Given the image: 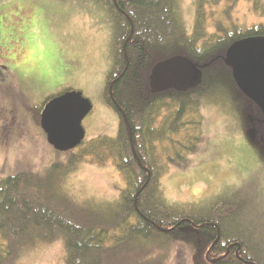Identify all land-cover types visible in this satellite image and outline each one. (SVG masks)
Masks as SVG:
<instances>
[{
  "label": "trees",
  "instance_id": "obj_1",
  "mask_svg": "<svg viewBox=\"0 0 264 264\" xmlns=\"http://www.w3.org/2000/svg\"><path fill=\"white\" fill-rule=\"evenodd\" d=\"M93 1H104L109 12L111 66L103 100L117 115L116 137L83 141L69 151L66 165L54 163L44 174L0 177V264H17L24 250L58 238L64 264H153L160 240L183 243L190 264H264V241L255 239L258 229L226 226L225 216L242 212L243 201L220 199L202 214L195 205L168 204L160 190L169 166L184 164L203 141V101L226 106L238 102V96L248 103L253 132L264 147V116L240 91L227 62L229 48L264 37V25L235 24L230 13L238 0H195L191 34L178 13V0ZM223 1L222 21H215L209 32L205 7ZM252 7L264 12L259 0H252ZM174 59L194 64L199 83L185 90H155L152 69ZM86 159L100 166L112 163L124 179L118 201L107 210H84L62 191L65 178ZM250 207L253 211L245 216H256L252 200Z\"/></svg>",
  "mask_w": 264,
  "mask_h": 264
},
{
  "label": "rangeland",
  "instance_id": "obj_2",
  "mask_svg": "<svg viewBox=\"0 0 264 264\" xmlns=\"http://www.w3.org/2000/svg\"><path fill=\"white\" fill-rule=\"evenodd\" d=\"M55 2L63 7L56 8ZM177 2L183 26L191 34L195 0ZM259 2L264 6V0ZM103 4L93 0H0L1 178L24 171L44 174L54 163H68L70 152L54 150L39 126V112L48 97L76 91L90 101L92 109L82 120L84 142L101 135L116 137L117 115L103 100L111 66V25ZM223 5L224 1L205 7L209 32L215 21H222ZM14 6L20 8L13 14L20 24L10 30L1 13ZM230 15L240 28L264 25V12L255 11L252 0H238ZM234 98L238 102L226 106L202 102L203 141L184 164L169 166L160 178V190L168 204L195 205V211L202 214L220 199L243 201V213L237 209L225 216L227 228L252 231L256 227L255 239L264 241V147L251 133L253 109L238 96ZM124 187V179L112 163L100 166L86 159L68 174L62 191L76 205L96 213L98 206L107 210L118 201ZM251 200L257 215L245 216L253 211ZM182 244L158 241L154 248L160 252L152 263L190 264L188 249ZM64 255L63 241L58 238L24 250L17 264H64Z\"/></svg>",
  "mask_w": 264,
  "mask_h": 264
},
{
  "label": "water",
  "instance_id": "obj_3",
  "mask_svg": "<svg viewBox=\"0 0 264 264\" xmlns=\"http://www.w3.org/2000/svg\"><path fill=\"white\" fill-rule=\"evenodd\" d=\"M227 62L233 68V79L240 91L264 116V37L234 44L227 52ZM150 79L155 90H185L199 83L200 71L189 60L174 59L156 65ZM91 109L90 101L76 91H67L49 100L39 120L47 143L58 152L78 147L84 139L82 120Z\"/></svg>",
  "mask_w": 264,
  "mask_h": 264
},
{
  "label": "crops",
  "instance_id": "obj_4",
  "mask_svg": "<svg viewBox=\"0 0 264 264\" xmlns=\"http://www.w3.org/2000/svg\"><path fill=\"white\" fill-rule=\"evenodd\" d=\"M54 5L56 8H62L63 7V6H61L60 2H55ZM75 8H78V11L81 12L79 7H75ZM18 10H20L19 6H14L13 8L10 9V11H7V10L2 11L1 14L3 15V19L5 21L4 23H6V25L8 26V27H6L7 29L11 30V28H15L14 26H16L17 24H20L16 20L17 16H13V14H15L16 11H18ZM83 10H85V9H83ZM83 14H84V12H83ZM27 22H29V21H27Z\"/></svg>",
  "mask_w": 264,
  "mask_h": 264
},
{
  "label": "flooded vegetation",
  "instance_id": "obj_5",
  "mask_svg": "<svg viewBox=\"0 0 264 264\" xmlns=\"http://www.w3.org/2000/svg\"><path fill=\"white\" fill-rule=\"evenodd\" d=\"M231 68H232V67H231ZM251 125H252V124H251ZM250 129H251V133L254 134L253 131H255V130H253V129H254L253 126H251ZM253 136H254V135H253Z\"/></svg>",
  "mask_w": 264,
  "mask_h": 264
}]
</instances>
